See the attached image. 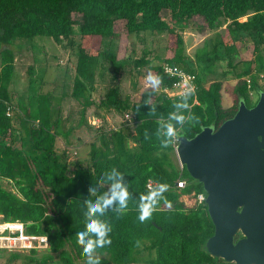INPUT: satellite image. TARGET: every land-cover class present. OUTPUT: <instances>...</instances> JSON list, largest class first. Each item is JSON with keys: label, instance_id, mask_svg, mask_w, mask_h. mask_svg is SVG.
Masks as SVG:
<instances>
[{"label": "trees", "instance_id": "16d2710c", "mask_svg": "<svg viewBox=\"0 0 264 264\" xmlns=\"http://www.w3.org/2000/svg\"><path fill=\"white\" fill-rule=\"evenodd\" d=\"M164 11L169 13L170 22L162 18ZM194 17L202 19L200 32H214L225 24L224 35L215 36L212 44L206 40L208 51L196 53L199 75L190 69L181 33ZM116 22L122 23L128 37L168 33L165 57L149 58L150 52L143 49L140 58L127 53L118 58L121 34ZM36 37L51 38L73 50L71 89L60 98L68 96L80 104L82 123L91 107L128 116L117 129H96L87 158L77 161L71 170L67 152L59 151L58 146L59 135L66 138L70 134L69 130L63 132L62 107L54 103L51 93L34 90L38 84L42 88L41 78L39 83L36 78L29 80L25 96L17 97L9 89L15 73V45L18 41L33 42ZM248 44L252 46L251 59L233 64V59L239 58L237 49ZM263 47L264 0H0V182L11 183L15 189L8 190L0 183V216L3 221L23 223L28 235L47 237L48 247L40 256L38 250L27 251L28 261L54 264L57 256L59 264H86L76 233L84 230L88 220L87 202L109 196L111 185L119 179L116 173H123L120 182L127 185L132 197L125 212L119 214L114 202L93 217L109 222L112 229L108 234L111 243L96 249L97 255L108 257L100 259V264H223L204 247L214 233L206 205L190 207L183 201V197L194 200L202 194V184L170 159L172 144L161 148L160 143L168 139L164 125L169 122L178 137L191 139L203 127L217 128L231 118L239 98L247 102L249 94L258 91L256 74L264 73ZM219 61L240 69L235 74V89H225L234 97L228 109L221 104L223 81L203 85L214 76L213 65ZM163 63L195 74L188 108L178 107L185 103L182 97L165 92L173 81L162 72ZM108 66L114 69L112 82L129 66L135 70L146 67L161 79L160 93L145 90L132 102L129 96L121 95L119 85H111L98 100L93 99L96 77L104 79ZM153 106L155 112L149 115ZM10 107L11 115L7 116ZM170 114L183 115L184 124L172 120ZM193 116L199 120L193 122ZM177 180L186 181V186L177 188ZM148 181L166 185L167 190L151 218L141 222L138 205L150 191ZM10 253L15 259L19 252Z\"/></svg>", "mask_w": 264, "mask_h": 264}, {"label": "water", "instance_id": "95a60500", "mask_svg": "<svg viewBox=\"0 0 264 264\" xmlns=\"http://www.w3.org/2000/svg\"><path fill=\"white\" fill-rule=\"evenodd\" d=\"M257 93L252 107L239 98L234 115L217 128L179 136L176 149L205 194L214 226L205 250L232 264H264V91Z\"/></svg>", "mask_w": 264, "mask_h": 264}, {"label": "rangeland", "instance_id": "374dc122", "mask_svg": "<svg viewBox=\"0 0 264 264\" xmlns=\"http://www.w3.org/2000/svg\"><path fill=\"white\" fill-rule=\"evenodd\" d=\"M161 15L163 19L170 22L168 12L164 11ZM75 18L78 19L79 16L76 15ZM242 20H245V18H242ZM201 24H203L202 19L200 17H194L181 32L184 40V53L191 61L190 69L198 75L200 73V65H198L196 61V53L200 50L208 51L209 46L206 47V40H209L208 42L212 44L215 42V38H217L215 36H222L225 32V24L214 32H210L207 30L204 32H200L199 26ZM115 27L121 34L117 43L118 58H122L127 54H130L132 58H140L142 56L143 49L150 52L149 58H153L156 56V58L162 59L165 57L167 52L166 48L169 44L168 33H160L154 35L141 34L138 37H128L124 33L123 25L121 22H116ZM176 29L179 30V26H177ZM74 32L75 34H77L76 30ZM142 37L143 41L141 40ZM33 40L34 41L30 43H27L25 41H18L15 45V73L12 77L9 89L11 93H14L15 95H17V97H19L20 95L25 96V94L28 92L29 80L31 78H36V82L39 83L38 80H40L41 78L42 88L38 84L35 85L34 90H36L37 93H51L54 99V103H59V105L62 107L61 116L63 118V132L69 130L70 134L66 138H63L62 135H59L62 138H60L58 144L60 146L59 151L67 152L69 168L71 170L77 161H82L87 158L89 145H85L83 149L82 141L85 139H89V137L87 136H90L91 138L90 130L84 127H82L78 132H76L75 130L74 132L71 131V129L75 127V125L79 122L77 115H79L78 110L80 104L77 101L73 100V98L71 99V97L68 96L64 100L60 98V95L64 92H66V94L68 95L71 89L72 76L74 74V52L65 44H62L60 46L48 37H36ZM114 49L115 46L113 50ZM125 49L127 50V52H125ZM130 49H133L132 52H130ZM124 52L125 55H123ZM237 52L239 58H234L233 64H238L240 60H250L252 56V46L251 44H248V46L244 49L239 47L237 49ZM262 53L264 54V47L262 49ZM242 66L243 65L239 64V67ZM30 68L31 73L29 72ZM213 68L214 70H216L215 75L209 77L206 83L211 80H218L220 78L224 79L223 77H225V79L230 80L229 84L232 85V83L236 82V72L240 71V69L236 71L234 69L228 68L226 61H219L215 63L213 65ZM222 72H224V75ZM113 74H115L114 69L112 70V68L108 66L106 77L104 79H98L96 83L98 86L97 92L95 93L94 97L98 96L100 98L104 94L103 91H106L111 85H119L121 95L129 96V98H131L133 101L139 100L145 90H153L157 94L160 93V86L153 89L148 85L146 76L149 74V71L146 67H143L140 70H135L134 68L129 66L123 70V73L121 77H118V80L112 82L111 76ZM247 79H249V77H246V80ZM256 82L258 85V91H264V73L256 74ZM228 94L234 99L233 95L230 92H228ZM226 95L227 94L225 93L223 102L225 101ZM231 97H229L230 99L228 98L226 100H228V102L231 101L234 104V101ZM248 97L249 99L246 102L247 105H254L258 100L257 91H255L254 93H250ZM16 100L17 98L15 96L14 103H16ZM93 111L94 110H91L88 113L89 117L93 115ZM102 116L105 120H100L101 123L98 130L103 129L104 131H106L110 128L117 129L119 128V126H121L124 120H126L125 117L121 116L120 118V115H116L113 113L104 114ZM130 125L132 128L134 127L133 123H131ZM81 133L83 134L82 136H80ZM85 133H87V135H85ZM62 141H64V143H62ZM169 157L181 169V165L174 151L169 154ZM0 183L4 188L15 191L11 183H8L6 181H1ZM183 201L187 206H193L192 199L183 197ZM42 250L44 251V249L38 250L39 256L43 253ZM16 254H18V257H16L15 259H11L12 257H10V252H0V264H33L27 259V257L29 256L28 252H19ZM98 256L101 260H108V257L106 255ZM55 257L56 258H54V264H59L57 256ZM75 264H85V262L77 261ZM223 264L230 263L223 262Z\"/></svg>", "mask_w": 264, "mask_h": 264}, {"label": "clouds", "instance_id": "9594fccd", "mask_svg": "<svg viewBox=\"0 0 264 264\" xmlns=\"http://www.w3.org/2000/svg\"><path fill=\"white\" fill-rule=\"evenodd\" d=\"M146 81L150 87L155 89L161 83V79L153 75L151 72L146 76ZM194 86L187 87L186 90L180 93V96L185 103L178 105V107L188 108V97L192 94ZM155 107L150 109L149 115L154 114ZM171 119L175 120L178 124L183 125L185 117L183 115L170 114ZM199 118L193 116L192 121L196 122ZM166 131L165 136L168 138L166 141L160 143L161 148L170 146L173 141L178 138L177 130L172 123L164 125ZM145 139H148L147 132H145ZM119 179L111 185L109 196L99 198L95 203L90 200L87 202V216L88 220L85 223L83 231L76 233L77 244L83 247L84 255L87 257L86 264H100L99 256L96 254V249L107 246L111 243L108 238V234L111 232V224L109 222H101L93 217L97 212L103 213L104 209L110 207L114 202L118 204L117 211L119 214H123L128 206V201L132 198L131 193L128 191L127 185L122 184L120 181L123 179V173H116ZM167 190V186L158 184L153 187L146 196H143L138 205L139 220L144 222L151 218V214L160 200L164 199L163 193ZM89 193L94 194V190L89 188ZM107 223V226H106ZM9 227L16 228L17 225H11Z\"/></svg>", "mask_w": 264, "mask_h": 264}, {"label": "built area", "instance_id": "2783aa9c", "mask_svg": "<svg viewBox=\"0 0 264 264\" xmlns=\"http://www.w3.org/2000/svg\"><path fill=\"white\" fill-rule=\"evenodd\" d=\"M162 72L165 76L171 79L172 85L170 89L165 90L168 96L171 97H181L180 93L186 90L187 87L194 86L193 91L195 90V74L187 72L185 69L173 66L167 63L161 65ZM11 115V107L8 109L7 116ZM128 117L127 115L125 116ZM178 146V138L172 143V149L176 153ZM182 169V167H181ZM158 184L152 181H148L146 187L148 190H151L153 187H156ZM177 188L181 189L186 186V181L177 180ZM205 194H198L197 198L193 200L194 204L204 203ZM11 225H17L15 229L9 227ZM48 247V240L45 236H34L28 235L25 232V227L23 223L18 221H3L0 218V250L4 249L8 252H27L29 250H40L46 249Z\"/></svg>", "mask_w": 264, "mask_h": 264}, {"label": "crops", "instance_id": "0c3cea01", "mask_svg": "<svg viewBox=\"0 0 264 264\" xmlns=\"http://www.w3.org/2000/svg\"><path fill=\"white\" fill-rule=\"evenodd\" d=\"M228 71V70H227ZM227 71H225V72H227ZM215 72H216V70H215ZM215 72H214V75H215ZM223 73V75H224V72H222ZM224 79H222V78H220V79H218V80H220V81H223V89H222V91H221V104H222V107L224 108V109H228V108H231L232 106H233V102H228V100H226V99H228L229 97H231L229 94H228V92H226L225 91V89L226 88H233L232 90H234L235 89V87H236V85H237V80H236V82H234V83H232V85L231 84H229V81L230 80H228V79H225V77H223ZM98 79H100V77H96V83H97V81H98ZM213 80H211V81H209V82H207V83H204L203 85L204 86H208L211 82H212ZM97 84H95V87H96V91H97ZM99 90V89H98ZM225 93L227 94L226 95V97H225V103L223 102V97L225 96ZM93 95H95V93L93 94ZM94 97V96H93ZM98 96L97 97H94L93 99H95V100H98ZM232 98V97H231ZM131 99V98H130ZM230 99V98H229ZM132 100V99H131ZM232 100L234 101V99L232 98ZM138 100H136V101H133L132 100V102H137ZM63 106V105H62ZM91 110H94L93 111V115H91V117H89L88 116V113L91 111ZM78 113H79V115H77L78 116V123L75 125V127H73V130H72V132H74V130L76 131V132H78L82 127H84V128H86V129H89L90 130V132H91V138H90V136H87V137H89V139H85V140H83L82 141V148L84 149V146L86 145H89V143L90 142H93L94 140H96L95 138L97 137V132H98V130H96V129H98L99 127H100V123H101V121L103 120H105L104 119V117L102 116V115H104V114H111V113H113V114H116V115H119L118 113H116V112H114V111H112V110H110V111H106V110H99V111H96L95 110V108L94 107H91V108H89L87 111H86V115H85V121L86 122H81V106L79 105V110H78ZM66 118H67V116H66ZM68 118H69V114H68ZM120 118H121V116H120ZM101 120V121H100ZM91 124V126L92 127H89L90 126V124ZM98 123V124H97ZM87 124V125H86ZM63 125V124H62ZM89 125V126H88ZM71 127V126H70ZM120 127V126H119ZM111 129H113V128H110V129H107V130H111ZM86 131V130H85ZM83 134L81 133L80 134V136H82ZM85 135H87V133H85ZM60 138H62V137H58V142H59V140H60ZM67 142V141H66ZM62 143H64V141H62ZM59 146V145H58ZM60 147V146H59Z\"/></svg>", "mask_w": 264, "mask_h": 264}, {"label": "flooded vegetation", "instance_id": "af4514ba", "mask_svg": "<svg viewBox=\"0 0 264 264\" xmlns=\"http://www.w3.org/2000/svg\"><path fill=\"white\" fill-rule=\"evenodd\" d=\"M247 104V103H246ZM248 106V105H247ZM252 106H254V105H252ZM252 106H248V107H252ZM242 236L240 235V234H237V236H236V240L237 239H239V238H241ZM224 262V261H223ZM230 264H232V263H230Z\"/></svg>", "mask_w": 264, "mask_h": 264}]
</instances>
